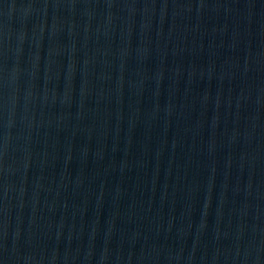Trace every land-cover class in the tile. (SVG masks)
<instances>
[{"label": "water", "instance_id": "1", "mask_svg": "<svg viewBox=\"0 0 264 264\" xmlns=\"http://www.w3.org/2000/svg\"><path fill=\"white\" fill-rule=\"evenodd\" d=\"M0 264H264V0H0Z\"/></svg>", "mask_w": 264, "mask_h": 264}]
</instances>
